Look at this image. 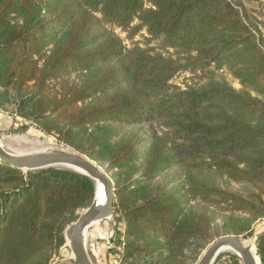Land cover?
<instances>
[{"label": "trees", "instance_id": "1", "mask_svg": "<svg viewBox=\"0 0 264 264\" xmlns=\"http://www.w3.org/2000/svg\"><path fill=\"white\" fill-rule=\"evenodd\" d=\"M148 1L151 7L146 0H0V107L13 103L29 126L120 171L114 217L124 224L123 264H190L187 249L219 236L206 213L185 212L174 189L152 182L177 166L215 172L251 192L200 183L189 189L193 199L247 215L249 224L264 219V24L238 0ZM116 29L130 39L146 30L180 48L186 64L127 53ZM224 60L245 92L224 83L187 90L172 83L189 68ZM72 73L87 75L86 82L62 84ZM154 121L170 133L144 141L121 134ZM95 191L92 179L74 171L25 173L0 161V264H53ZM257 252L264 264V232ZM224 255L221 264H242Z\"/></svg>", "mask_w": 264, "mask_h": 264}, {"label": "rangeland", "instance_id": "2", "mask_svg": "<svg viewBox=\"0 0 264 264\" xmlns=\"http://www.w3.org/2000/svg\"><path fill=\"white\" fill-rule=\"evenodd\" d=\"M238 1L241 2L249 11L256 24L260 26L264 24V0ZM146 5L147 7H151L148 0H146ZM136 24H138V22H136L135 25ZM115 33L124 42L127 53L134 49H140L151 55L163 56L165 58L181 62L182 64H186V56L180 48L173 47L164 39L153 40L148 35L146 30H142L133 39H130L128 33L123 32L120 29H116ZM86 80L87 75L72 73L64 79L62 84L81 87ZM172 83L175 87L182 90L201 89L209 87L212 84L224 83L233 87L238 92H245V89L241 86L240 82L233 76V67L228 60H224L222 65L213 64L204 70L189 68L188 70L178 74ZM30 124V122L17 117L15 114V105L13 103L6 104L3 108L0 107V141L3 143V146L7 151L18 155H28L40 153L43 149H45V146L50 145L59 147L64 146L65 148L70 149L66 145L56 141L54 138L37 131L35 127L29 126ZM170 131L171 130L163 126L162 121H154L150 124L125 128L124 133L121 132V134H127L129 137L135 136L139 141H144L149 138L153 139L156 135L161 137L166 136L170 133ZM148 144L149 141H145L141 144V148L145 150ZM97 163L107 171L114 182L120 176L122 177V175H118L120 172L119 170H109V164L106 162ZM137 166L140 169L138 173L139 175L141 170L144 169L143 161H139ZM200 183L216 186L220 189L232 191L241 195H248L252 189L248 185L236 183L228 177L215 172H192L183 169L180 166L161 172L152 182V185L164 186L170 190L174 189L175 196L182 203L185 212L188 213L189 211H193L206 213L211 219L212 232L216 236H219L214 240V242L227 236L250 239L254 238L258 233L263 231L264 219L254 222L253 224H249L250 218L247 215L241 213L231 214L220 208L212 207L202 200L193 199L188 193L189 189ZM82 212L83 210L78 212V215L80 216ZM247 225H250V230L245 232L243 235L236 236L233 234V232H236ZM112 231L115 232L114 237L111 240H108ZM123 232L124 224L116 221L114 216L109 220H104L94 224L87 230L86 247L93 264H104L105 255H107L106 246L109 242L111 246L116 244L113 251H108L109 254L107 256H109L110 261L112 264H123L121 262L123 254ZM252 232L254 235L250 236ZM210 245L205 248L193 245L191 248L187 249L185 254L188 257V262L190 264H197ZM255 245L257 247V240ZM198 253L200 256L198 257V261H195V257ZM224 254L226 253L220 254L222 257L220 259H218V257L217 259L219 262L216 260L214 264L227 262L228 257ZM72 258V251L66 243V245L61 249L59 256L54 259L53 264H74ZM108 264L111 263L108 262Z\"/></svg>", "mask_w": 264, "mask_h": 264}, {"label": "water", "instance_id": "3", "mask_svg": "<svg viewBox=\"0 0 264 264\" xmlns=\"http://www.w3.org/2000/svg\"><path fill=\"white\" fill-rule=\"evenodd\" d=\"M69 150L70 152L68 153L40 152L28 155H18L7 151L0 143V161L25 173L57 168L85 175L94 182L95 180L99 181L102 185L101 193L105 198V203L103 205L99 204L98 199L100 192L98 186L95 184L96 191L93 204L89 208L83 210L78 221L70 225L65 232L67 244L73 254V261L76 264H93L88 255L85 232L91 227L92 223L108 220L114 216L115 182L105 169L102 170L98 166L97 162L78 154L71 149ZM61 166L65 168H58ZM70 167L76 168V170H72ZM262 232H264V226ZM262 232L254 237V242H256L258 235ZM241 239L242 238L235 236H227L213 242L206 249L197 264H214L225 247L232 248L235 251L234 254L242 260V264H255L254 257L250 250L242 244Z\"/></svg>", "mask_w": 264, "mask_h": 264}, {"label": "bare ground", "instance_id": "4", "mask_svg": "<svg viewBox=\"0 0 264 264\" xmlns=\"http://www.w3.org/2000/svg\"><path fill=\"white\" fill-rule=\"evenodd\" d=\"M29 142V141H28ZM0 143L2 144V146H3V143L0 141ZM40 143V142H39ZM34 144H36V143H34ZM33 144V145H34ZM37 144H38V142H37ZM10 146V145H9ZM43 148V147H42ZM20 149V148H19ZM25 151V150H24ZM31 151V150H30ZM35 151V150H34ZM42 152H61V153H68V152H70V150L69 149H67V148H65L64 146H52V145H50V146H45V149H43L42 150ZM25 153V152H24ZM27 154V153H26ZM98 164V163H97ZM98 166L102 169V170H104V168L103 167H101L99 164H98ZM58 168H65V167H58ZM72 170H76V168H72V167H70ZM95 184L98 186V190H99V192H100V195H99V199H98V202H99V204L100 205H103L104 203H105V198H104V196H103V194L101 193L102 192V185L99 183V181L98 180H95ZM109 220V219H108ZM98 222H101V221H96V222H94V223H92V225L91 226H93L94 224H96V223H98ZM88 230V229H87ZM87 230H86V232H85V238H87ZM241 242H242V244L244 245V246H246L249 250H250V252H251V254H252V256L254 257V260H255V264H260V261H259V257H258V252H257V247H256V245H255V242H254V238H250V239H241ZM222 253H235V251L232 249V248H230V247H225L222 251H221V253L220 254H222Z\"/></svg>", "mask_w": 264, "mask_h": 264}, {"label": "built area", "instance_id": "5", "mask_svg": "<svg viewBox=\"0 0 264 264\" xmlns=\"http://www.w3.org/2000/svg\"><path fill=\"white\" fill-rule=\"evenodd\" d=\"M114 234H115V232L112 231V232H111V236H109V239H108V240H111V239L114 237ZM111 248H112V246H111V244H110V242H109L108 245L106 246V251L111 250Z\"/></svg>", "mask_w": 264, "mask_h": 264}, {"label": "crops", "instance_id": "6", "mask_svg": "<svg viewBox=\"0 0 264 264\" xmlns=\"http://www.w3.org/2000/svg\"><path fill=\"white\" fill-rule=\"evenodd\" d=\"M106 253H107V255L109 254L108 251H106ZM107 255H105V262H104V264H106V263L108 264V262H110L112 264V262L109 259V256H107Z\"/></svg>", "mask_w": 264, "mask_h": 264}]
</instances>
